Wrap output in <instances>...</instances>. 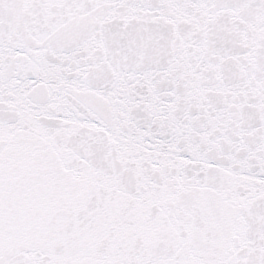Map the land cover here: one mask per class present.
Returning <instances> with one entry per match:
<instances>
[{
    "label": "snow or ice",
    "instance_id": "6c2138e0",
    "mask_svg": "<svg viewBox=\"0 0 264 264\" xmlns=\"http://www.w3.org/2000/svg\"><path fill=\"white\" fill-rule=\"evenodd\" d=\"M0 264H264V0H0Z\"/></svg>",
    "mask_w": 264,
    "mask_h": 264
}]
</instances>
